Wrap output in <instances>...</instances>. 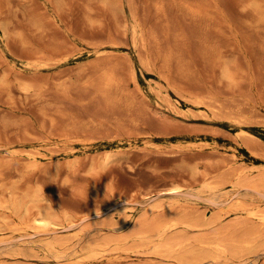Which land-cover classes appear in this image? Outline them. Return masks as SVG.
Here are the masks:
<instances>
[{
    "label": "rangeland",
    "instance_id": "obj_1",
    "mask_svg": "<svg viewBox=\"0 0 264 264\" xmlns=\"http://www.w3.org/2000/svg\"><path fill=\"white\" fill-rule=\"evenodd\" d=\"M263 179L264 0H0V264H264Z\"/></svg>",
    "mask_w": 264,
    "mask_h": 264
},
{
    "label": "bare ground",
    "instance_id": "obj_2",
    "mask_svg": "<svg viewBox=\"0 0 264 264\" xmlns=\"http://www.w3.org/2000/svg\"><path fill=\"white\" fill-rule=\"evenodd\" d=\"M245 131V130H244ZM248 176V174H247ZM262 176V175H261ZM241 178L239 177V181L242 183L244 180H246L245 176H244V180L241 181ZM247 181H249V178L247 177ZM253 180V179H252ZM264 180V179H263ZM245 182V181H244ZM260 182V181H258ZM246 183V182H245ZM244 183V184H245ZM264 183V181H263ZM246 184H248L247 186L249 187H253L256 188V184L255 181L254 183L251 181L247 182ZM261 184V182H260ZM210 185V184H209ZM263 185V184H262ZM211 186V185H210ZM260 186V185H259ZM264 186V185H263ZM212 187V186H211ZM210 187V188H211ZM214 188V187H212ZM258 188V187H257ZM209 189V188H208ZM211 190V189H210ZM178 191V190H177ZM177 191H173L174 193H178ZM172 192V191H171ZM223 199V198H222ZM218 201V200H217ZM166 204H158L156 205L157 208H163L165 207ZM246 206H242L241 210H245L247 211V213L254 217V218H258L262 224L264 223V211H261L256 208H245ZM99 213V212H98ZM94 216H98V214H95ZM50 219V218H49ZM36 220L39 222L40 226L42 227H47L49 226L48 224L50 223L49 220L46 217H38V219L36 218ZM251 220V219H250ZM151 217H143L141 219L138 220L137 224L135 225V228L133 230V233L131 235H129L128 237H126L125 240L128 239H141L145 242H150L153 243V245L156 248H168V249H173V248H179L180 246H182V244L186 241L184 237H175V238H170L167 237L168 232L178 223H185L184 220H180L178 218L177 219H164V220H155L152 222ZM111 224V223H110ZM108 222L104 223L103 225H110ZM248 226V225H247ZM253 226V225H252ZM239 229V228H238ZM54 230V229H53ZM257 230V229H256ZM247 232V231H246ZM260 233V232H259ZM247 234V233H246ZM168 238V239H167ZM231 239V238H229ZM70 241V240H69ZM59 242V241H58ZM108 243V242H107ZM230 243V242H229ZM232 243V242H231ZM230 243V244H231ZM203 244L204 241H203ZM218 244V243H217ZM220 244V243H219ZM222 244V243H221ZM215 245V244H214ZM202 246V245H201ZM205 246V245H204ZM210 246V245H209ZM232 246V244H231ZM53 247V246H52ZM214 248V247H213ZM216 249V248H214ZM86 251V253L90 256V255H94L96 253V249L94 245L88 244L86 246V248L84 249ZM167 250V249H166ZM175 250V249H174ZM179 250V249H178ZM206 250V249H205ZM210 250V248H209ZM235 250H238L237 248ZM161 251V250H160ZM159 251V252H160ZM168 251V250H167ZM208 251V250H207ZM223 252V251H222ZM233 252V251H232ZM221 253V251H220ZM234 253V252H233ZM196 254V252H194L193 250H191L189 252V256L191 255L192 257H194ZM187 256V255H185ZM191 257V258H192ZM190 258V257H187ZM230 258V257H229ZM191 260V259H190ZM194 260V259H193ZM191 260V261H193ZM195 261V260H194ZM194 264V263H193Z\"/></svg>",
    "mask_w": 264,
    "mask_h": 264
}]
</instances>
